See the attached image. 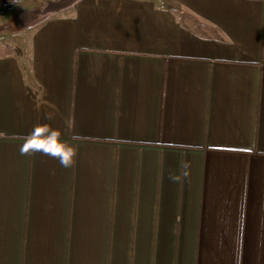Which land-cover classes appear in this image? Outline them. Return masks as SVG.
<instances>
[{"label":"crops","instance_id":"1","mask_svg":"<svg viewBox=\"0 0 264 264\" xmlns=\"http://www.w3.org/2000/svg\"><path fill=\"white\" fill-rule=\"evenodd\" d=\"M0 264H264V0H0Z\"/></svg>","mask_w":264,"mask_h":264},{"label":"clouds","instance_id":"2","mask_svg":"<svg viewBox=\"0 0 264 264\" xmlns=\"http://www.w3.org/2000/svg\"><path fill=\"white\" fill-rule=\"evenodd\" d=\"M29 149L41 150V146L38 145L35 140L31 139L30 137H26L24 145H22L20 148L21 154H24L25 152L29 151ZM48 154L58 156L60 164L65 167L71 164L72 156L74 155L71 148H66L59 152H50Z\"/></svg>","mask_w":264,"mask_h":264},{"label":"rangeland","instance_id":"3","mask_svg":"<svg viewBox=\"0 0 264 264\" xmlns=\"http://www.w3.org/2000/svg\"><path fill=\"white\" fill-rule=\"evenodd\" d=\"M18 25H19V23H18Z\"/></svg>","mask_w":264,"mask_h":264}]
</instances>
